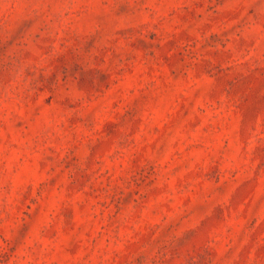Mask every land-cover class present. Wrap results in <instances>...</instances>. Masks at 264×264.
I'll return each instance as SVG.
<instances>
[{"label": "rangeland", "instance_id": "obj_1", "mask_svg": "<svg viewBox=\"0 0 264 264\" xmlns=\"http://www.w3.org/2000/svg\"><path fill=\"white\" fill-rule=\"evenodd\" d=\"M0 264H264V0H0Z\"/></svg>", "mask_w": 264, "mask_h": 264}]
</instances>
